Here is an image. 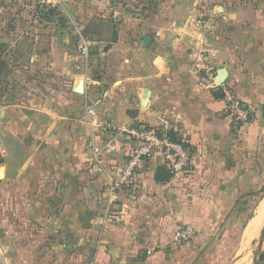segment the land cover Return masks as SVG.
Listing matches in <instances>:
<instances>
[{
    "label": "crops",
    "instance_id": "1",
    "mask_svg": "<svg viewBox=\"0 0 264 264\" xmlns=\"http://www.w3.org/2000/svg\"><path fill=\"white\" fill-rule=\"evenodd\" d=\"M48 1L81 27L40 25L0 40L12 79L31 92L0 107V264H236L242 245L251 258L264 224V0ZM21 2L0 0V25ZM78 33L91 46L87 81ZM23 35L32 56L11 58ZM200 54L216 78L225 71L249 125L233 128L199 86ZM161 114L191 152L188 180L156 182L166 169L156 151L136 194H120L121 221L102 228L103 189L134 147L126 131L155 127ZM182 227L197 235L174 244Z\"/></svg>",
    "mask_w": 264,
    "mask_h": 264
},
{
    "label": "built area",
    "instance_id": "2",
    "mask_svg": "<svg viewBox=\"0 0 264 264\" xmlns=\"http://www.w3.org/2000/svg\"><path fill=\"white\" fill-rule=\"evenodd\" d=\"M90 42L88 38L78 33L75 51L83 66L84 80H88L90 70ZM200 54L197 56L199 86L220 93V100L224 105V115L233 128H241L251 123V110L248 105L236 96L224 85L216 82L213 69L205 62ZM157 126L148 127L137 125L126 133L131 137L134 147L129 152L128 159L119 171L116 178H109L103 189L102 197L105 207L101 217L102 228L110 223L121 221L120 194L132 197L138 191L143 177L147 172V166L156 151H159L166 169L171 174L170 183L182 186L187 180V171L191 167V152L186 147L185 139L179 136L172 128L168 115L161 114L157 117ZM96 160V156L94 158ZM196 231L191 227H182L171 234L174 244H186L196 237ZM149 247V246H148ZM147 250L154 251L149 247Z\"/></svg>",
    "mask_w": 264,
    "mask_h": 264
},
{
    "label": "rangeland",
    "instance_id": "3",
    "mask_svg": "<svg viewBox=\"0 0 264 264\" xmlns=\"http://www.w3.org/2000/svg\"><path fill=\"white\" fill-rule=\"evenodd\" d=\"M22 2L17 5V15L21 14L22 20L24 19L29 25L27 26V29L23 31H18V27L16 25L17 17H13L11 14V11L5 10L3 15H5L6 20L3 25H0V40H6V37L9 35V33H16V35L23 34L27 31H29V28L36 27L38 28L40 25L43 26H53V27H60L64 29L65 31L74 32V29L76 27L80 28V23L77 22L76 24L72 23L70 18L67 16L66 12L60 11L57 6L60 4L58 2H49L48 0H21ZM219 1H227V0H219ZM227 2H231V0H228ZM58 3V4H57ZM3 6H0V9H3ZM34 22V23H33ZM17 27V28H16ZM23 26H20V28ZM75 38H77V35H74ZM73 36V37H74ZM27 38V39H26ZM17 42L15 47V51L11 52V58H24L32 56L31 48L33 46V42L31 45V37L28 36H16ZM8 43L6 41H0V46L2 50V59L5 61V54L8 49ZM76 46V43H75ZM7 56V54H6ZM7 64V63H6ZM8 66V65H7ZM21 70L24 72V68H21ZM13 76L10 72V67L8 66V70L5 72H2L0 74V95L3 97L4 106H10V105H16L20 104L23 105L26 103L27 98H29V88L23 86V79L20 81L16 79H12ZM31 93V92H30ZM25 96V98L21 97ZM3 107V106H0ZM2 116L3 111L0 108V124L2 122ZM259 213L262 215L264 213V202L260 206ZM264 222V221H263ZM259 224V223H258ZM258 226L257 225V231L256 235L253 239V241L250 243V249L253 248L255 243V238L258 233ZM236 250H232L230 253H235ZM262 255H264V249L262 252ZM261 257V256H260ZM260 257L257 261V264H261ZM230 262V261H229ZM250 262V263H249ZM252 264V255L250 258V254L248 258L240 263V264Z\"/></svg>",
    "mask_w": 264,
    "mask_h": 264
},
{
    "label": "water",
    "instance_id": "4",
    "mask_svg": "<svg viewBox=\"0 0 264 264\" xmlns=\"http://www.w3.org/2000/svg\"><path fill=\"white\" fill-rule=\"evenodd\" d=\"M226 73L224 70L219 71L216 82L219 85L225 84ZM262 113L264 114V104L261 106ZM171 179V174L165 168H159L156 170L154 175V180L158 183H166ZM254 251L252 252V264H257L259 257L262 255L264 249V224L262 225L257 241L254 246Z\"/></svg>",
    "mask_w": 264,
    "mask_h": 264
},
{
    "label": "trees",
    "instance_id": "5",
    "mask_svg": "<svg viewBox=\"0 0 264 264\" xmlns=\"http://www.w3.org/2000/svg\"><path fill=\"white\" fill-rule=\"evenodd\" d=\"M1 5V4H0ZM3 6V5H1ZM16 25L18 27V31H23L25 29H27V26L29 25L24 19L22 20L21 18V14L20 15H17V21H16ZM20 26H23L20 28ZM16 27V28H17ZM48 27V26H47ZM52 27V26H50ZM8 70V66L7 64L4 62V60L2 59V50H1V46H0V74L2 72H5ZM214 97L217 98V99H220L221 95L220 93H217V92H214L213 93ZM23 98H25V96H21ZM28 99V98H27ZM4 105V102H3V97L0 95V106H3ZM253 119V116L251 115V121ZM264 194V191L262 192ZM257 202L261 199V196H257ZM243 229V228H242ZM242 231V230H241ZM235 247V246H234ZM260 262L261 264H264V255H261L260 257Z\"/></svg>",
    "mask_w": 264,
    "mask_h": 264
},
{
    "label": "bare ground",
    "instance_id": "6",
    "mask_svg": "<svg viewBox=\"0 0 264 264\" xmlns=\"http://www.w3.org/2000/svg\"><path fill=\"white\" fill-rule=\"evenodd\" d=\"M258 223H259L258 219H255L253 222H251L249 224V226H248V228H247V230H246V232L244 234V242L246 244H250V242L254 239V237L256 235ZM247 250L248 249H246L243 245H242V247H240V250L238 252V257H237L238 258L237 261L239 263L244 262L248 258V255H246L247 254ZM254 250L255 249L253 248V251Z\"/></svg>",
    "mask_w": 264,
    "mask_h": 264
}]
</instances>
